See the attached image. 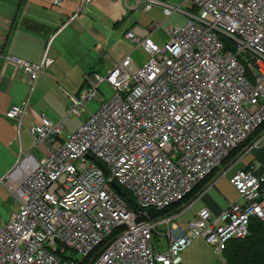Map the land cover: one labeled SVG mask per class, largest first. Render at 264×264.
I'll use <instances>...</instances> for the list:
<instances>
[{
	"label": "built area",
	"instance_id": "obj_1",
	"mask_svg": "<svg viewBox=\"0 0 264 264\" xmlns=\"http://www.w3.org/2000/svg\"><path fill=\"white\" fill-rule=\"evenodd\" d=\"M91 1L79 0L65 25L87 14ZM132 1L128 7L130 1L122 0L144 12L159 6L164 17L179 11L157 0ZM60 2L53 0L55 6ZM182 2L197 13L164 29L162 45L151 39L161 28L157 23L141 34L126 33L146 55L141 65L125 55L105 76L87 77L78 93L63 90L67 116L89 114L64 141L62 121L34 116L33 146L44 158H18L1 180L17 210L0 224V264H181L182 252L196 239L226 264V244L247 237L252 218L264 223V175L248 164L228 179L242 203L215 217L201 208L184 227L175 223L165 233L164 252L154 249L153 236L162 235L158 225L168 226L170 219L153 222L150 211L181 202L211 176L197 199L225 176V170L214 173L230 153L264 125V0ZM3 59L22 71L30 94L53 63L46 54L35 64ZM104 83L114 94L90 114L87 104L102 100ZM29 106L27 100L6 116L20 125ZM263 144L264 131L243 153ZM112 183L131 194L137 211L127 208Z\"/></svg>",
	"mask_w": 264,
	"mask_h": 264
},
{
	"label": "crops",
	"instance_id": "obj_2",
	"mask_svg": "<svg viewBox=\"0 0 264 264\" xmlns=\"http://www.w3.org/2000/svg\"><path fill=\"white\" fill-rule=\"evenodd\" d=\"M129 1L130 6H133V1ZM157 1L179 8V11L174 12L169 17H164L159 6L144 12L140 5L136 10L125 7L122 0H92L86 7L87 14H80L73 22L65 25L76 12L79 0H61L59 6H55L53 0H0V178L4 177L17 161V131L14 121L18 123V127H21L26 115L24 114L21 125H19L17 120L6 117L7 111L11 107L21 106L28 100L38 105L39 110L45 115L48 113L53 117L58 116L56 121L60 120L63 123L62 115H59V112L62 110L64 112L68 104L67 96L63 90L77 93L84 86L87 77L97 74L92 70L95 68V64L88 66L86 72L79 69L78 65L75 64V44L86 51H91L94 61H97L96 63H104L101 68H103L102 66L111 68L125 55L130 56V54L134 55L135 52L141 51L134 49L128 54L129 48L125 52H118V42H113L111 29L117 28L119 23L124 20L125 8L134 12L124 33L125 38L129 31L134 30L141 34L144 31H149L152 24L157 23L161 26L159 30L163 31L166 39L162 25L167 19L177 14L176 20L186 17L187 21L185 14H189V10L192 8L183 4L182 0ZM158 31L156 30L153 34ZM44 54L53 63L46 71L39 74L36 81L38 85L36 96L40 98V102H38L39 99L33 98L30 91L27 98L25 97L26 86L29 87L26 77L12 62L3 58L11 56L35 64L40 62ZM142 58L140 53L136 58L137 60L132 61L139 66L143 62ZM80 81L81 83L75 91V82ZM60 93L66 98L65 107L60 106L56 101V96ZM28 112L32 114L33 124H35L34 116L41 113L36 114L35 111L32 113L30 106L26 113ZM22 144L21 140L20 150H22ZM243 150L244 148L237 153L236 157H232L220 165L214 174L217 176L225 170V176L216 179L212 187L194 199L189 209L180 210L181 206L175 211L161 215L156 220L159 223L162 220L170 219L168 226L165 223H160L157 228L159 232H162L160 236L164 237L166 242L165 233L172 230L173 224L176 223L178 226L184 227L201 208H207L215 217L233 202L242 203L236 191L228 183V179L236 170L248 164L255 166L257 174L264 175V144L258 149L241 154L239 157V153ZM24 155H31L37 161L44 158L42 153L41 157H35L27 150ZM236 158L238 159L234 161ZM4 194L5 191L0 186V201ZM181 259V264H221L212 248L202 239H196L183 251Z\"/></svg>",
	"mask_w": 264,
	"mask_h": 264
},
{
	"label": "rangeland",
	"instance_id": "obj_3",
	"mask_svg": "<svg viewBox=\"0 0 264 264\" xmlns=\"http://www.w3.org/2000/svg\"><path fill=\"white\" fill-rule=\"evenodd\" d=\"M130 5L131 4H129L128 7H130ZM185 7L187 8L188 6H185ZM125 10H126V16H125L124 20L119 23L117 28L111 29V31H112L111 36H112V39L114 40L113 42H116V41L118 42V45H119V47L117 49L118 52H120V51L125 52L130 48L129 51H127V52H129L128 54H130V51L134 50V46L129 40H127L125 38L124 33L130 24V20L132 18V15L134 14V12H131L126 8H125ZM196 13L197 12L194 9L189 10V14L195 15ZM175 16H177V14H174L173 16H171L169 19H167L163 23V25H162L163 29H166L167 27L172 26V25L182 26L186 23V17L182 18L181 20H179V19L176 20ZM151 39L155 43H157L158 45H162L167 40V38L165 39L162 30H159L155 34H152ZM224 43H225V46L228 47L227 42L224 41ZM140 53L143 56L142 61H144L146 59V55L142 51H137L134 53V55L130 54L132 60L136 61L137 60L136 58ZM94 60L95 59H93L91 51H88V50L86 51L82 47H80L79 45L75 44V59H74V61H75V64L78 65V68L82 69L84 72H86V69H88L87 68L88 66L95 64L96 66L92 70L95 71L97 74H100L101 76H105L110 67L106 68L105 66H102L103 68H101V65H104V63H101V64L96 63L97 61H94ZM87 71H89V70H87ZM75 81H77L76 78H75ZM80 83H81V81L75 82V91H76L77 87L80 85ZM37 86L38 85L36 84L35 88H34L35 90L32 92L31 95L33 98L39 99L38 102H40V98L36 96ZM99 92H100V95L102 97V100L100 102H98V100H94L90 104H87V110L89 111L90 114L96 112L99 109V107L101 106V104L108 101L114 94V91H112V89L106 83H104L100 86ZM28 95H29V87L26 86L25 97L27 98ZM56 101L60 106H62V107L66 106V98L63 95H61V93L56 96ZM30 109H31L32 113H33V111H35L36 114L44 113V112H41V110H39L40 107L38 105H35L33 102H30ZM65 109H66V107H65ZM59 115H62L61 117L63 119V124L65 127V130L62 132V136H61L62 139H64L66 137V134L71 133V132H75L89 117V114H87V113L81 117L67 116L66 110H64V112H63V110L60 111ZM46 116L53 122H59L60 121V120L56 121V119H58V116H54L55 117L54 118L51 114H48V113L46 114ZM10 122H13V121L10 120ZM33 122H34V118L30 112L26 113L24 120H23V124L21 127H18V123L14 121L16 131H17V139H16L17 140L16 141L17 152L15 151L17 160H18V158L20 160L22 157H24V153L26 152V150L31 152L33 154V156H35V157H41L42 156L41 153L44 155V152L42 151V149L36 148L33 146V137L29 131L30 127L33 125ZM21 140L23 142L22 150H24V151L20 150ZM56 146L57 145H54L53 148H55ZM28 148H29V150H28ZM241 154H243V151H241L239 153V157ZM226 161H229V159L225 160V162ZM1 178H3V177H1ZM0 186L5 191L4 197L0 201V223H4L10 219L11 214L13 212H15L17 210V208L12 203L10 195L7 192V190L5 189L4 184L2 182H0ZM152 243H153L155 251H157V252H164L167 248L166 239L162 236L154 235ZM73 256L75 258L76 254L73 253Z\"/></svg>",
	"mask_w": 264,
	"mask_h": 264
},
{
	"label": "trees",
	"instance_id": "obj_4",
	"mask_svg": "<svg viewBox=\"0 0 264 264\" xmlns=\"http://www.w3.org/2000/svg\"><path fill=\"white\" fill-rule=\"evenodd\" d=\"M193 10V8L191 9ZM195 10V9H194ZM264 131V125L253 132L247 140L240 145L238 148L234 149L228 159L236 157L238 152L242 150L246 145L250 144L254 139H256L259 134ZM98 167L103 168V165L94 160ZM211 176L200 182L192 192L185 197L181 202L171 205L169 208L164 209L160 212L150 211L149 218L151 221L156 222V220L163 214L175 211L180 208L183 204L189 202L190 200L196 198L202 191L204 186L208 183ZM127 205L128 209L137 211V207L131 194L126 190L122 189V192L117 194ZM183 208H180L182 210ZM144 218L138 217V221ZM100 247L96 248V252ZM95 253H93L94 255ZM223 258L226 264H264V223H262L257 218H252L249 222V234L247 237L240 240H230L223 251Z\"/></svg>",
	"mask_w": 264,
	"mask_h": 264
},
{
	"label": "water",
	"instance_id": "obj_5",
	"mask_svg": "<svg viewBox=\"0 0 264 264\" xmlns=\"http://www.w3.org/2000/svg\"><path fill=\"white\" fill-rule=\"evenodd\" d=\"M89 159H92L89 155L87 156ZM112 189L114 190V192H116L117 194L122 192V189L115 183L111 184Z\"/></svg>",
	"mask_w": 264,
	"mask_h": 264
}]
</instances>
